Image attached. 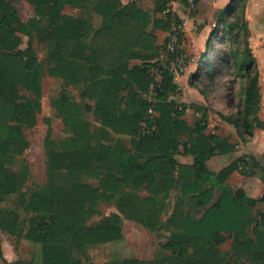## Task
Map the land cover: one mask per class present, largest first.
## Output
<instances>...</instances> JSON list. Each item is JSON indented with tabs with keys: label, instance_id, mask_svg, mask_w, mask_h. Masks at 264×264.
Returning <instances> with one entry per match:
<instances>
[{
	"label": "trees",
	"instance_id": "1",
	"mask_svg": "<svg viewBox=\"0 0 264 264\" xmlns=\"http://www.w3.org/2000/svg\"><path fill=\"white\" fill-rule=\"evenodd\" d=\"M25 1L35 11V16L27 22L21 20L10 0H0V202L17 191L18 175L8 165H14L15 158L28 148L23 128L35 124L41 108L39 98L44 70L34 53V35L51 49L50 73L54 76L77 80L78 72L84 66L81 61H90L95 56L97 62L86 68L92 86L86 89L83 97L99 105L109 104L111 108L116 96L124 89H134L138 95L149 91L154 81V63L148 56L156 57L159 53L158 37L149 31L151 17L136 4L122 6L120 0ZM67 7L91 9L102 16L104 22L95 29L90 17L66 14ZM164 10L165 2L158 0L156 14H163ZM245 10L246 0L238 4L232 1L223 10L220 17L234 16L221 32L226 38L219 37L218 30H213L202 54L205 72L193 73L189 78L193 87L198 78H207L215 87L219 75L231 70V74L237 73L242 82L247 81L242 110L233 118L224 117L235 125L244 143L253 137L256 129L264 130V122L259 118L262 109L260 73L249 42ZM166 20L156 19L154 26L168 29L169 19ZM22 35L29 38L28 46L17 52ZM226 41H233L234 45L220 49L218 56L213 57L215 45ZM136 48L148 53L147 57H139ZM137 58L143 63L132 66L130 61ZM162 72V82L154 87L158 100L154 104V110L158 112V130L152 136L140 137L135 156L121 141L114 147L101 144L96 154H89L86 172L101 175L98 168L92 169L94 162L109 166V175L103 182L107 193L101 194L85 183L79 172L66 170L68 154L77 157L85 152L78 143V136L73 138L72 142L76 144L69 153L48 139L49 195L31 201L28 207L45 212L47 216L43 229L31 226L27 233L42 246L41 264H76L73 247L94 248L120 241L123 219L119 214H112L97 225L91 226L88 222L98 214L101 203L110 205L129 185L135 190L145 185L159 188L142 200H133L128 206L127 219L137 221L151 231L163 230L167 225L174 233L166 246L171 251L170 256L155 261L128 258L119 264H226L217 251L228 236L234 237V255L253 264H264V210L253 215L258 205H264V196L249 197L243 189H233L228 184L235 172L262 169L260 163L254 156H242L219 173L212 172L208 162L215 156L234 152L235 147L227 139L208 133L207 118L198 120L194 127L189 125L185 118L188 107L172 99L178 91L175 75L167 69ZM236 81L235 78L232 83ZM20 83L38 99L21 102L24 97L19 92ZM201 93L207 96L202 90ZM54 104L67 123H75V105L65 93ZM149 106L147 100L138 99L136 112L123 115L117 131L138 136ZM49 130L50 137L52 130ZM187 132L191 138L182 144L180 138ZM181 147L184 155L193 157V164H181L176 159L181 154ZM119 148L121 153L117 151ZM158 176L160 179L154 182ZM177 188L181 189L182 197L165 225L161 217L165 201ZM188 198L196 203L197 209L204 210L200 217H193L186 209ZM38 206L46 207V211L35 208ZM9 214L18 218L13 211ZM0 259H4L1 251Z\"/></svg>",
	"mask_w": 264,
	"mask_h": 264
},
{
	"label": "rangeland",
	"instance_id": "2",
	"mask_svg": "<svg viewBox=\"0 0 264 264\" xmlns=\"http://www.w3.org/2000/svg\"><path fill=\"white\" fill-rule=\"evenodd\" d=\"M19 12L23 22L35 16L34 7L27 1L10 0ZM158 1V0H155ZM238 4L241 0H229V2L215 14V19L211 20L213 30H218L219 37L226 38V35L221 33L226 29L227 25L233 21L234 16H222L223 10H226L231 2ZM186 12V19L192 20L197 12ZM66 14H74L92 19V26L98 29L102 26L104 19L102 16L90 10L74 9L67 7ZM151 17L149 31L158 37L157 42L159 53L156 57L148 56V60L152 61V74L154 77V87L161 83L163 70L167 69L175 75V83L178 86V91L173 95L172 99L185 104L188 107L185 118L191 127H194L198 120L207 118L209 122L208 133H215L222 139H227L231 145L235 147L234 152L220 155L219 158L213 160L212 169L218 171L221 168L228 166L233 160L242 153V156L247 157L245 153L256 155L257 161L262 169L250 170L253 174L245 175L239 173L238 176L230 179L228 184L233 189H246L249 195H255V198L264 196V140L262 147L245 146L238 135V129L235 125L227 122L224 117L233 118L242 110L244 89L247 87V81L242 82L238 74H231V70L219 75L215 87L210 85L207 78H198L194 80L193 87L189 84V78L193 73L205 72L204 63L202 60V49L198 38H186L185 25L180 31L177 24H181V18L177 11L174 14L163 15L156 14L152 7L147 12ZM169 19L168 29L157 28L154 26L156 19ZM221 18V19H220ZM182 19V18H181ZM186 20V21H187ZM167 21V20H166ZM175 25H172V24ZM186 23V22H185ZM162 29V30H161ZM159 30V31H158ZM22 42L15 51H22L28 46L29 38L22 35ZM174 38V39H173ZM176 38V39H175ZM173 39V40H172ZM257 39L251 47L253 54L257 60L260 73V88L262 93V102L264 101V41ZM34 53L41 64L44 74L41 79V96H40V111L36 115V122L32 126H24V136L28 143V148L22 155L15 158L14 165H8V168L18 175L19 183L17 191L14 195H10L0 202V251L4 255V259H0V264H41L42 246L27 236L31 226H38L40 229L45 227L47 216L45 212L40 210L34 211L28 209L31 201L41 199L49 195V177H48V157H47V141H53L54 146H60L63 151L69 153L76 143L72 142L74 137H79L78 142L85 151L77 157L67 155V169L70 172L80 173L83 181L94 188L98 189L101 194L107 193L103 187V182L109 175V166L94 162L93 168H98L101 175L93 174L88 171L90 164L89 154L97 153L101 144H106L114 147L119 141L131 150L133 155L136 154V144L143 136H152L157 130L158 112L154 110V104L158 103L157 95L154 88L150 86L147 93L138 95L134 89H124L121 94L116 96L112 108L109 104H98L91 99H85L83 93L87 88H90V76L86 70L92 63H96V57H92L90 61H81L84 65L82 70L78 72L77 80H66L62 77L54 76L50 73L52 62L50 61L51 49L49 45L42 44L36 35L33 37ZM233 41L218 43L214 47L213 57H217L219 50L222 48L233 46ZM221 47V48H220ZM139 57H147L148 53H144L135 49ZM198 57V58H197ZM203 62V60H202ZM143 62L139 58L132 59L130 64L141 65ZM200 69V70H199ZM230 72V73H229ZM236 82L232 83L234 79ZM20 95L25 100H36V94L25 88L23 83L18 86ZM201 90L207 93L205 97ZM66 94L71 102H74L75 123L66 122L64 117L57 111L54 102L58 100L62 94ZM143 98L149 103V109L145 116L138 136L121 134L117 131L119 119L126 114H134L137 110L138 99ZM112 109H115L113 111ZM118 109V110H116ZM260 114V113H259ZM260 118V116H259ZM261 119V118H260ZM262 121V120H261ZM263 122V121H262ZM115 126L110 128L109 126ZM49 128L52 133L49 137ZM116 128V129H115ZM109 133H106L107 131ZM259 130V129H256ZM191 138L190 132L182 134L180 140L183 144ZM71 144L73 146H71ZM52 145V146H53ZM241 146V147H239ZM120 147V146H119ZM239 147V148H237ZM183 151V148L181 147ZM257 150H263V154H257ZM121 153L120 148L117 149ZM86 157V158H85ZM76 159V160H74ZM96 161V160H95ZM143 160H141L142 162ZM223 166V167H222ZM252 173V172H251ZM116 175V174H114ZM160 177L156 178L158 181ZM159 186L154 188L151 186H142L139 190H135L133 186H126L123 193L112 202L110 205L101 203L97 209L98 214L89 222V225H97L105 219L111 217L112 214H119L123 219V236L120 241L103 244L94 248L86 247L72 248V255L76 264H119L124 259L137 258L145 261H155L163 259L171 255V251L167 249V244L173 235V229H169L166 225L168 219L174 211L176 202L182 197L180 188L173 190L170 197L165 201L166 207L161 215L165 222L163 230L151 231L145 228L142 224L134 220L127 219L130 203L133 200L139 201L150 196L153 192H157ZM255 191V192H253ZM160 192V190H159ZM162 194V193H161ZM188 204V206H187ZM186 209L193 213V217H200L203 214V209H197L196 203L186 200ZM46 211V207H35ZM196 208V212H194ZM122 209V210H121ZM128 210V211H127ZM134 213V211L130 208ZM264 205H258L254 210L253 215L258 211H263ZM17 214V219L9 213ZM7 215L10 217H7ZM192 215V214H191ZM4 216V217H3ZM228 236V235H227ZM252 236V235H251ZM226 242L218 248L219 255L224 259L226 264H253L243 257H237L232 253L234 237L228 236Z\"/></svg>",
	"mask_w": 264,
	"mask_h": 264
},
{
	"label": "crops",
	"instance_id": "3",
	"mask_svg": "<svg viewBox=\"0 0 264 264\" xmlns=\"http://www.w3.org/2000/svg\"><path fill=\"white\" fill-rule=\"evenodd\" d=\"M120 2L122 6H129L131 4H136L139 9L143 10L146 13L150 10L151 7L152 9L154 8L156 12V5L158 3V1H155V0H140L138 3H131L127 0H120ZM228 2L229 0H198V6H197L198 11L196 12L192 20L186 21L185 23L186 38H188L189 41L191 37L198 38L201 41L200 42V47L202 49L201 53L204 51L206 41L208 40L211 33L213 32L210 21L212 19L213 20L215 19L216 12L219 10H222L223 7ZM176 11L178 15L184 20L185 11L183 7H178ZM157 14L163 15L162 13H157ZM245 17H246L247 26L250 30L249 42H250V46L252 47L254 43L257 41V39H263L262 42L264 41V0H246ZM158 42H159V39H158ZM162 79L163 77L161 76V80H160L161 82H162ZM151 87L154 88V84H151ZM259 116L261 120L264 122V101L262 102V109H261ZM263 140H264V130H260V129L255 130L253 137L249 138V140L245 142V146H251V147L257 146L258 148H260L262 147L261 144L263 143ZM262 152L263 150H260V151L257 150V154L259 155L263 154ZM238 154L239 156L237 158L241 157L242 153L240 152ZM245 154L247 156H254L251 153H245ZM254 157L256 158V155ZM214 158L218 159L219 156H215ZM214 158H212L208 162V167L212 172L219 173L226 166L225 167L222 166L223 168H221L218 171H213L211 164ZM176 159L181 164H187V165L193 164V157L184 155L182 150H181V154L176 156ZM246 172H244V174L247 176L248 174H246ZM239 173L240 172H235L231 176L230 179H232L235 176H238ZM230 179L228 180V182L230 181ZM238 189H243V188H238ZM243 190L246 192V194L249 197L255 198V195H249L246 189H243Z\"/></svg>",
	"mask_w": 264,
	"mask_h": 264
},
{
	"label": "built area",
	"instance_id": "4",
	"mask_svg": "<svg viewBox=\"0 0 264 264\" xmlns=\"http://www.w3.org/2000/svg\"><path fill=\"white\" fill-rule=\"evenodd\" d=\"M127 1H129L131 3H138L140 0H127ZM163 1L165 2V15H168V14H172L173 15L178 7H183V9L185 11V17H184L185 21L180 18V20L182 21L181 24L178 25L177 24V20H176V23H175L177 25V27L179 26L178 29L180 31H182V28L185 25V22L187 20L186 19V12L190 14L194 10H196V8L198 6V0H163ZM175 24L173 23L172 25H175Z\"/></svg>",
	"mask_w": 264,
	"mask_h": 264
},
{
	"label": "water",
	"instance_id": "5",
	"mask_svg": "<svg viewBox=\"0 0 264 264\" xmlns=\"http://www.w3.org/2000/svg\"><path fill=\"white\" fill-rule=\"evenodd\" d=\"M250 173L246 172V174L250 175V174H253L254 172L253 171H249ZM252 172V173H251Z\"/></svg>",
	"mask_w": 264,
	"mask_h": 264
}]
</instances>
